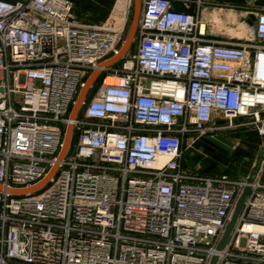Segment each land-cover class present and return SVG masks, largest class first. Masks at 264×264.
<instances>
[{
	"label": "built area",
	"instance_id": "1",
	"mask_svg": "<svg viewBox=\"0 0 264 264\" xmlns=\"http://www.w3.org/2000/svg\"><path fill=\"white\" fill-rule=\"evenodd\" d=\"M123 1L112 22L89 23L71 0H0V264H264V159L251 182L183 162L217 118L264 135V9L255 38L221 40L204 0H142L135 50L101 69L71 120L124 41ZM54 166L38 190L13 192Z\"/></svg>",
	"mask_w": 264,
	"mask_h": 264
},
{
	"label": "rangeland",
	"instance_id": "2",
	"mask_svg": "<svg viewBox=\"0 0 264 264\" xmlns=\"http://www.w3.org/2000/svg\"><path fill=\"white\" fill-rule=\"evenodd\" d=\"M113 1L114 3L110 9L109 16L107 17V20L111 22L115 19V16L118 14L120 15V12L124 7L121 0ZM252 9L253 8L250 6L246 8L248 12L246 13L244 19L247 22V25L242 24L240 27H238V22L242 20H238L237 23L233 20H229L228 22L216 24L217 22H220V19L217 16L216 19L214 18L210 20L212 22L208 21L209 23L207 32L212 31L219 36H223V39L226 40H244L255 38V21L252 12H250ZM133 11L134 4L130 11L128 26L123 37L124 39L126 38L129 31ZM213 22H215V24ZM212 26L214 27L212 28ZM135 45L136 41H133L128 52H133L136 47ZM118 63L119 62H116L114 66ZM112 66L113 65H111V67ZM222 121V125L216 124L220 126V128L211 134L216 136L215 139L219 144H221V146L227 148L228 154L218 153L217 151H211L212 153L207 152L205 145L201 143L202 141L204 142L205 138L210 137L206 136V134L198 135L190 138L188 143L185 144L184 155L186 165L190 166V168L193 170H200L201 172L216 169L231 174L239 173L242 176L249 175V172L255 164L258 154L264 147V135H258L256 131L253 130V126L251 125L237 126L235 125L237 122L236 121L234 122L233 126H227L226 120L223 119Z\"/></svg>",
	"mask_w": 264,
	"mask_h": 264
},
{
	"label": "crops",
	"instance_id": "3",
	"mask_svg": "<svg viewBox=\"0 0 264 264\" xmlns=\"http://www.w3.org/2000/svg\"><path fill=\"white\" fill-rule=\"evenodd\" d=\"M75 6V14L81 21L89 22V23H96V22H103L107 20L109 16L110 9L114 3L113 0H71ZM123 0H121L122 2ZM232 6V7H228ZM250 6L253 8L250 12H252L254 21L256 23V17L260 10L264 9V0H204L202 9H201V17L206 20L207 22H212L210 20L216 19L218 16L220 22L216 24L228 22L229 20H233L234 22H238V20H242L238 22V27L242 24L247 25L244 17L248 10L246 8ZM175 7L183 8L182 4H176ZM208 22V23H209ZM215 24V22H213ZM211 27V26H210ZM214 26H212L213 28ZM208 37L215 38V39H223V36H219L212 31L208 32ZM222 118H217L216 123L218 125H222L221 123ZM253 130H257L253 127ZM260 135V134H258ZM206 136L210 138H205L204 142L202 141L201 144L205 145L206 151L212 153L211 151H217L218 153L228 154L227 148L221 146V144L216 141V136H213L211 133H207ZM261 136V135H260ZM229 145V142L227 140ZM184 166L190 168V166L186 165L185 162V155H184ZM201 172L200 170H198ZM205 173H217V172H225L213 169L211 171H204ZM202 172V173H204ZM233 175H241L239 173H233Z\"/></svg>",
	"mask_w": 264,
	"mask_h": 264
},
{
	"label": "water",
	"instance_id": "4",
	"mask_svg": "<svg viewBox=\"0 0 264 264\" xmlns=\"http://www.w3.org/2000/svg\"><path fill=\"white\" fill-rule=\"evenodd\" d=\"M141 6H142V0H134L133 16L131 18V24H130L129 31L127 33L126 38L122 42L118 52L115 53L113 56H111L109 59L103 61L100 64V66L95 68L91 72V74L88 76V78L85 81V84L80 89V91L77 95L76 101L72 107V110H71V113L69 116L71 120L75 119L76 116L78 115V113L82 107V104H83L85 98L87 97V94H88L90 88L92 87V85L94 84L96 79L98 78V76L101 72V69L116 63L128 52L130 46L132 45V42L134 41V39L136 37ZM72 131H73V124H72V122H70L67 126V130H66V134H65V138H64V146H63V149L60 153L59 158H63L65 156L66 152L68 151V148H69L70 142H71ZM263 159H264V147L261 149L260 153L258 154V156L256 158L255 164L253 165V167L251 168V170L249 172V175L247 177L248 182H251L254 179V177L256 176V174L258 173V171L260 170ZM56 167L57 166H54L51 169V171L49 172V174L43 180H41L39 183H37L31 187H27V188L14 189L13 192L19 193V194H25V193H29V192H33V191L38 190L48 181L49 177L56 170ZM3 188H4L3 185L0 183V189H3ZM249 192H250V186L246 185L244 187L243 191L241 192L240 196L238 197L237 201H236V204H235V207H234V210L232 212L230 219L226 223L223 234H222V236H221V238L217 244L218 250H221L226 246V244L229 240L231 231L237 222L239 213L243 208V205L245 203L246 197L249 194ZM217 260H218V256L214 255L210 260V264H216Z\"/></svg>",
	"mask_w": 264,
	"mask_h": 264
},
{
	"label": "trees",
	"instance_id": "5",
	"mask_svg": "<svg viewBox=\"0 0 264 264\" xmlns=\"http://www.w3.org/2000/svg\"><path fill=\"white\" fill-rule=\"evenodd\" d=\"M99 82H100V79H98V80L96 81V83L94 84V88L98 86Z\"/></svg>",
	"mask_w": 264,
	"mask_h": 264
},
{
	"label": "bare ground",
	"instance_id": "6",
	"mask_svg": "<svg viewBox=\"0 0 264 264\" xmlns=\"http://www.w3.org/2000/svg\"><path fill=\"white\" fill-rule=\"evenodd\" d=\"M122 2H123V6H125V3H124V1H122ZM123 8H124V7H123ZM123 8H122V9H123ZM118 15H119V14H118ZM118 15H117V16H118Z\"/></svg>",
	"mask_w": 264,
	"mask_h": 264
}]
</instances>
